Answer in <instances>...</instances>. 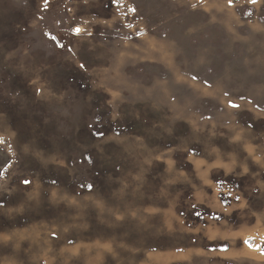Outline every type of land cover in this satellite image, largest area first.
<instances>
[{
    "label": "rangeland",
    "instance_id": "rangeland-1",
    "mask_svg": "<svg viewBox=\"0 0 264 264\" xmlns=\"http://www.w3.org/2000/svg\"><path fill=\"white\" fill-rule=\"evenodd\" d=\"M0 264H264V0H0Z\"/></svg>",
    "mask_w": 264,
    "mask_h": 264
},
{
    "label": "snow or ice",
    "instance_id": "snow-or-ice-1",
    "mask_svg": "<svg viewBox=\"0 0 264 264\" xmlns=\"http://www.w3.org/2000/svg\"><path fill=\"white\" fill-rule=\"evenodd\" d=\"M231 2H232V0H229V4H231ZM250 2L253 3V4H255V3H258L259 0H250ZM77 32H79V29L77 30ZM229 106H230V107H233V108H238V107H239V105H237V104H233V103H231V102H229ZM101 135H102V134H101ZM24 183H25V184H28V183H30V181L25 180ZM237 199H239V197H237Z\"/></svg>",
    "mask_w": 264,
    "mask_h": 264
}]
</instances>
